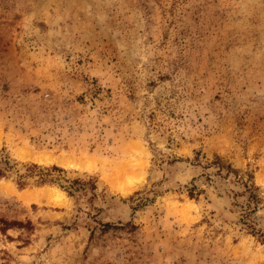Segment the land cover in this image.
<instances>
[{
	"label": "rangeland",
	"instance_id": "rangeland-1",
	"mask_svg": "<svg viewBox=\"0 0 264 264\" xmlns=\"http://www.w3.org/2000/svg\"><path fill=\"white\" fill-rule=\"evenodd\" d=\"M3 157L0 264H264V0H0Z\"/></svg>",
	"mask_w": 264,
	"mask_h": 264
},
{
	"label": "trees",
	"instance_id": "trees-1",
	"mask_svg": "<svg viewBox=\"0 0 264 264\" xmlns=\"http://www.w3.org/2000/svg\"><path fill=\"white\" fill-rule=\"evenodd\" d=\"M8 161H9L8 158H4V157L0 158V163L2 164V165H0V177L5 176L6 169L8 168V163H9ZM214 164H216L218 167H221V168H225V169H229L230 168L231 169L230 165L221 164L217 160L214 161ZM39 178H40V182H42L44 180L42 178V175H40ZM71 183H83V182H81L80 179H75ZM19 185L23 186L24 183L23 182H19ZM4 223H6V224H15V225L20 226L22 224V221H12V222L11 221L10 222L4 221Z\"/></svg>",
	"mask_w": 264,
	"mask_h": 264
},
{
	"label": "bare ground",
	"instance_id": "bare-ground-1",
	"mask_svg": "<svg viewBox=\"0 0 264 264\" xmlns=\"http://www.w3.org/2000/svg\"><path fill=\"white\" fill-rule=\"evenodd\" d=\"M52 158H50V157H48V155L47 156H43L42 155V157L41 158H39V160H41L42 162L43 161H49V160H51ZM61 160V158L59 159V161ZM68 160V159H67ZM69 161V160H68ZM66 163H67V161H66ZM71 163V162H70ZM120 168H121V166H120ZM131 169H132V166H131ZM115 171H117V174H118V171H120L121 173H123V169H122V171H121V169H119V170H115ZM121 173H119L118 175H120ZM130 173V172H129ZM124 175V174H123ZM131 175V174H130ZM116 176V175H115ZM135 176V175H134ZM118 177V176H117ZM134 178V177H133ZM133 180V179H132ZM133 181H131V183H132ZM27 193H25V195H26ZM51 196H53V197H51V198H55V197H59V196H62V191H60L58 188L57 189H54V190H52L50 193H49ZM64 195V194H63ZM24 196V195H23ZM27 196H28V194H27ZM30 198V197H29ZM28 199V198H27Z\"/></svg>",
	"mask_w": 264,
	"mask_h": 264
}]
</instances>
